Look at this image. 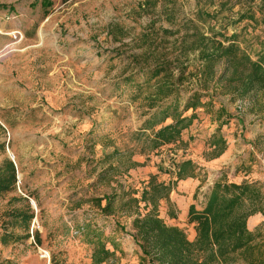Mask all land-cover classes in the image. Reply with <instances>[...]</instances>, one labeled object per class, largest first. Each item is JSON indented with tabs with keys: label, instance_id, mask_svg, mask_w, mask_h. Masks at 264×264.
<instances>
[{
	"label": "rangeland",
	"instance_id": "1",
	"mask_svg": "<svg viewBox=\"0 0 264 264\" xmlns=\"http://www.w3.org/2000/svg\"><path fill=\"white\" fill-rule=\"evenodd\" d=\"M0 5H6L0 7V164L9 158L17 168L16 192L0 194V235L12 195L28 197L35 211L29 238L0 240V261L94 264V251L104 246L115 251L116 264H140L133 217L119 209L124 193L140 197L150 181L171 183L170 199L159 200L158 213L193 240L190 206L201 211L216 181L264 183V121L249 99L232 98L210 80L211 97L204 100L212 99L213 106L198 107L189 127L155 143V132L173 119L143 128L148 87L143 76L127 80L137 74L136 59H149L161 41L173 45L191 20L206 35L212 30L233 35L258 59L264 13H258V22H238L240 6L221 9L218 0H0ZM205 10L212 17L199 20ZM196 54L190 56L193 64L200 63ZM188 86L199 87L198 78ZM218 138L227 147L214 157ZM185 160L194 162L195 175L179 179ZM103 195H116L112 214L92 201ZM144 205L142 214L152 209ZM253 216L249 228L264 229V214Z\"/></svg>",
	"mask_w": 264,
	"mask_h": 264
},
{
	"label": "trees",
	"instance_id": "2",
	"mask_svg": "<svg viewBox=\"0 0 264 264\" xmlns=\"http://www.w3.org/2000/svg\"><path fill=\"white\" fill-rule=\"evenodd\" d=\"M215 1V0H214ZM221 9L240 6L238 22L259 21L258 13H264V0H218ZM6 5H0L5 7ZM209 12L199 11L197 18L207 21ZM187 30L176 42L166 46L153 44L149 59L139 61L137 74L144 77L148 87L146 103L149 109L144 127L172 118L173 122L161 127L154 134L155 143L171 139L178 131L189 127L197 117L198 107H212L208 84L214 79L220 91L232 98L250 100V109L264 121V51L258 59L236 43L233 35L212 30L206 35L194 21H189ZM219 37H222L221 39ZM160 48V49H159ZM159 49V50H158ZM197 53L199 64L190 62L191 53ZM153 61H152V60ZM197 77L200 86L189 87L192 78ZM192 109L191 114H186ZM226 123V122H225ZM224 124V122H221ZM261 137L264 139V124ZM4 149V144L0 143ZM214 157L220 156L227 147L224 138L214 140ZM115 149L113 154H118ZM109 169L113 167L109 165ZM178 178L194 177V162L185 160L179 165ZM149 188L140 197L128 191L121 197L120 211L132 216L131 236L141 250L140 264H264V229H250L248 220L255 214H264V183L244 180L240 183L218 180L210 188L206 204L201 211L192 204L189 210L190 222H195L196 236L188 238L184 228L168 224L158 213L160 199H170L172 184L149 182ZM17 168L13 160L6 158L0 164V194L16 192ZM106 204H102L103 200ZM114 196H97L92 201L105 214H112ZM144 207L152 205L146 214ZM9 208L2 212L0 240L3 244L26 239L31 236L30 225L35 217L28 197L12 195ZM20 229L22 232H16ZM35 238L41 243L40 234ZM115 251L98 247L93 253L94 264H116ZM0 264H10L0 261Z\"/></svg>",
	"mask_w": 264,
	"mask_h": 264
},
{
	"label": "built area",
	"instance_id": "3",
	"mask_svg": "<svg viewBox=\"0 0 264 264\" xmlns=\"http://www.w3.org/2000/svg\"><path fill=\"white\" fill-rule=\"evenodd\" d=\"M41 254H42V257H44V258H46L48 256L47 252L44 251V250H42V253Z\"/></svg>",
	"mask_w": 264,
	"mask_h": 264
},
{
	"label": "bare ground",
	"instance_id": "4",
	"mask_svg": "<svg viewBox=\"0 0 264 264\" xmlns=\"http://www.w3.org/2000/svg\"><path fill=\"white\" fill-rule=\"evenodd\" d=\"M11 34H14V32H13V33H11Z\"/></svg>",
	"mask_w": 264,
	"mask_h": 264
},
{
	"label": "crops",
	"instance_id": "5",
	"mask_svg": "<svg viewBox=\"0 0 264 264\" xmlns=\"http://www.w3.org/2000/svg\"><path fill=\"white\" fill-rule=\"evenodd\" d=\"M260 214V213H259ZM254 217V216H253Z\"/></svg>",
	"mask_w": 264,
	"mask_h": 264
}]
</instances>
